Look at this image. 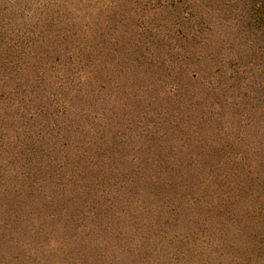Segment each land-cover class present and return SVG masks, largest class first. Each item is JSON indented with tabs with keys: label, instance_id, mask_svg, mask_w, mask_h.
<instances>
[{
	"label": "trees",
	"instance_id": "trees-1",
	"mask_svg": "<svg viewBox=\"0 0 264 264\" xmlns=\"http://www.w3.org/2000/svg\"><path fill=\"white\" fill-rule=\"evenodd\" d=\"M96 2L0 0V264H264V0Z\"/></svg>",
	"mask_w": 264,
	"mask_h": 264
},
{
	"label": "rangeland",
	"instance_id": "rangeland-1",
	"mask_svg": "<svg viewBox=\"0 0 264 264\" xmlns=\"http://www.w3.org/2000/svg\"><path fill=\"white\" fill-rule=\"evenodd\" d=\"M86 1H87L89 4H91V5H94V4L97 3V2H96L97 0H84V2H86ZM248 258H249V257H248ZM246 262H247L246 264H249V260H247ZM250 264H251V263H250Z\"/></svg>",
	"mask_w": 264,
	"mask_h": 264
}]
</instances>
